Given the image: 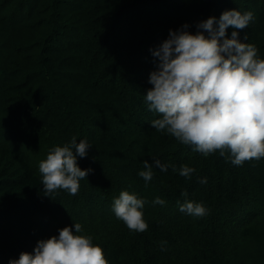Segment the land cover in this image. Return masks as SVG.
I'll return each instance as SVG.
<instances>
[{
  "label": "trees",
  "instance_id": "trees-1",
  "mask_svg": "<svg viewBox=\"0 0 264 264\" xmlns=\"http://www.w3.org/2000/svg\"><path fill=\"white\" fill-rule=\"evenodd\" d=\"M232 9L253 13L236 31L264 59V0H0V264L33 253L42 219L57 206L85 217L112 207L121 191L146 198L153 214L143 233L120 220L118 234L82 227L109 264H264V158L236 166L227 152L205 157L152 128L159 116L145 102L159 64L152 51L169 31L187 24L195 34ZM73 137L90 145L77 164L92 171L75 196L47 195L39 163ZM145 161L147 182L138 174ZM182 165L195 169L190 178L179 175ZM186 200L207 214L181 212ZM233 234L255 246L240 262L230 255Z\"/></svg>",
  "mask_w": 264,
  "mask_h": 264
},
{
  "label": "clouds",
  "instance_id": "clouds-1",
  "mask_svg": "<svg viewBox=\"0 0 264 264\" xmlns=\"http://www.w3.org/2000/svg\"><path fill=\"white\" fill-rule=\"evenodd\" d=\"M252 20L251 11L232 9L224 11L218 22L215 17L200 22L195 34L186 30L187 24L169 31V38L152 51L159 59L158 70L149 76L153 87L145 95L148 110L159 116L151 122L152 128L205 157L227 152L236 166L264 158V59L259 58L254 45L241 42L236 31L248 27ZM229 27L233 29L231 38L226 35ZM89 146L73 137L70 144L54 147L40 161L47 195L58 190L72 196L78 193L80 181L92 170H82L77 156L85 157ZM154 164L167 171L168 166L159 160ZM144 169L138 174L150 181L152 164L145 161ZM193 172L187 165L179 169L183 177L190 178ZM153 203L163 205L165 201L157 197ZM144 205L137 195L121 191L113 201V212L130 231L143 233L148 229ZM180 211L203 217L208 210L202 203L186 200ZM82 232L79 223H74V231L63 227L58 236L39 240L33 253L22 252L9 264H109L103 248Z\"/></svg>",
  "mask_w": 264,
  "mask_h": 264
},
{
  "label": "rangeland",
  "instance_id": "rangeland-1",
  "mask_svg": "<svg viewBox=\"0 0 264 264\" xmlns=\"http://www.w3.org/2000/svg\"><path fill=\"white\" fill-rule=\"evenodd\" d=\"M31 158L34 161H37L38 153L33 150L31 153ZM142 199L147 202L146 198L143 197ZM113 201H111L112 207H105L104 205L102 208L99 207L98 210H94L95 212H89L85 217L82 216L81 210L79 209H76L75 212L68 214L65 213V210L58 209L57 206V214H54L53 216H47L42 219L37 242L42 239H48L54 235L58 236L59 233H57V229L63 226H70L66 225L64 222L72 223L71 225H74V223L81 224L82 227L85 228L84 233H87V229H91L95 230V232H99L100 235H103L108 230L112 231L114 234H118L121 224L113 212ZM262 203H264V201H262L261 204ZM151 210L152 209H148L147 207L142 209V212L144 213V219L153 214V211ZM87 223L93 226L87 225ZM230 241L231 243L234 242L237 244L236 251L230 254L236 262H240V259H244L250 251L255 250L252 239H240L238 241L237 236L233 234L230 237ZM36 244L34 245V248Z\"/></svg>",
  "mask_w": 264,
  "mask_h": 264
}]
</instances>
